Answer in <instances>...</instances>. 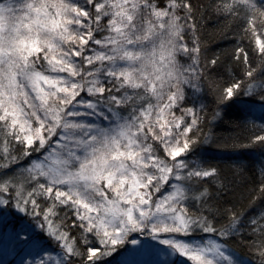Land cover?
<instances>
[{
    "label": "snow or ice",
    "instance_id": "1",
    "mask_svg": "<svg viewBox=\"0 0 264 264\" xmlns=\"http://www.w3.org/2000/svg\"><path fill=\"white\" fill-rule=\"evenodd\" d=\"M0 224V264H264V0H0Z\"/></svg>",
    "mask_w": 264,
    "mask_h": 264
},
{
    "label": "trees",
    "instance_id": "2",
    "mask_svg": "<svg viewBox=\"0 0 264 264\" xmlns=\"http://www.w3.org/2000/svg\"><path fill=\"white\" fill-rule=\"evenodd\" d=\"M206 42L207 46L214 52L227 49L231 46V37L229 39H223L221 36L213 32L211 26L208 27V32L206 33ZM260 112L256 111L253 114V118L259 122ZM215 131L223 136H228L231 134L232 130L226 124H220ZM207 156L213 162L220 161L222 164L227 162L228 157L231 156L232 159H239L249 166V168H254L257 164L260 163V156L258 153L249 150H242L237 153L232 152H221L216 149H210L207 152ZM9 229L0 224V261H18L20 256L14 254L12 249L14 247L11 239L6 235V232Z\"/></svg>",
    "mask_w": 264,
    "mask_h": 264
}]
</instances>
